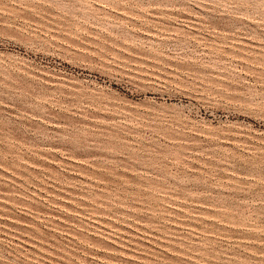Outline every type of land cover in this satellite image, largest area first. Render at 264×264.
<instances>
[{
  "label": "rangeland",
  "instance_id": "374dc122",
  "mask_svg": "<svg viewBox=\"0 0 264 264\" xmlns=\"http://www.w3.org/2000/svg\"><path fill=\"white\" fill-rule=\"evenodd\" d=\"M0 264H264V0H0Z\"/></svg>",
  "mask_w": 264,
  "mask_h": 264
}]
</instances>
